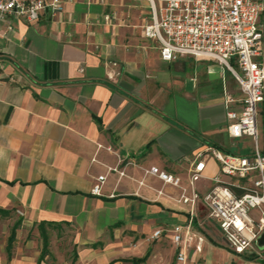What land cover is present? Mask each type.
Here are the masks:
<instances>
[{"label":"crops","instance_id":"0c3cea01","mask_svg":"<svg viewBox=\"0 0 264 264\" xmlns=\"http://www.w3.org/2000/svg\"><path fill=\"white\" fill-rule=\"evenodd\" d=\"M61 1L58 14L46 9L36 22L11 17V30L2 25L0 211L19 214L24 227L73 228L76 264H178L176 228L190 238L186 264L216 261L223 249L209 246L197 229L206 216L201 201L191 209L177 201L178 188L144 171L157 167L187 187L189 165L206 148L246 153L249 140L226 133L225 101L235 108L241 97L235 80L212 60L161 61L157 42L138 37L146 23L135 4L141 0ZM262 51L264 59V40ZM258 131L264 152V103ZM104 174L101 196H92ZM218 174L207 159L199 196ZM160 229L165 234L148 242ZM15 233L6 249L0 244V264H45L46 238L44 250L32 253L33 241ZM224 252L244 264L260 259L227 246Z\"/></svg>","mask_w":264,"mask_h":264},{"label":"built area","instance_id":"2783aa9c","mask_svg":"<svg viewBox=\"0 0 264 264\" xmlns=\"http://www.w3.org/2000/svg\"><path fill=\"white\" fill-rule=\"evenodd\" d=\"M147 1L149 22L142 27V34L157 42L161 61L170 63L182 57L207 59L231 74L241 97L235 108L231 106V98L225 101L226 133L234 141L248 139L249 150L225 153L206 148L189 165L187 187L179 177L157 167H150L144 174L178 188L177 201L191 209L201 201L207 219L217 227L222 243L233 253L264 258V250L255 246L264 233V152L258 131V109L264 103V25L259 23L264 0ZM62 4L61 0H0V37L2 25L4 30H11L9 18L36 22L46 9L52 15L60 13ZM207 159L218 164L219 174L210 180L212 187L199 196L196 184L204 178ZM113 172L125 176L117 168H108L107 173ZM106 177L104 174L95 178L90 190L92 196H101ZM160 234L157 230L152 238ZM172 239L176 262L186 264L184 249L190 238L183 240L176 228Z\"/></svg>","mask_w":264,"mask_h":264},{"label":"rangeland","instance_id":"374dc122","mask_svg":"<svg viewBox=\"0 0 264 264\" xmlns=\"http://www.w3.org/2000/svg\"><path fill=\"white\" fill-rule=\"evenodd\" d=\"M131 0H126V5H129ZM140 9L145 10L142 18H146V23L141 22L138 26V37H142V27L143 25L149 22V14L145 5L147 4L145 0H141L138 3H135ZM142 4V6H140ZM131 5V4H130ZM144 6V7H143ZM145 8V9H144ZM139 19V21H141ZM153 46L157 48V44L153 43ZM200 223L202 227H198L197 229L201 232L202 236L206 240L209 246H215L222 250V255L219 256L216 261H212L208 256L203 257V259L196 264H244L241 262L243 258L235 259L231 257L228 253L224 252L225 246L223 245L221 238L219 236V231L217 227L210 222L209 219L205 215H202L200 218ZM16 225V233L20 235L21 241H23L26 237V240L33 241L31 245L33 247L30 248L32 253H38L43 251V237L46 238L47 246L45 248V252L47 253V259H45V264H76L77 263V254H78V246L75 245V230L71 227H63V226H33V227H24L22 218L19 214L14 213L13 215L3 216L0 215V244L4 246L8 245V236L11 232L13 226ZM217 232H215V231ZM162 234L164 235L165 230L160 229ZM148 242L154 243L157 239H153L149 237L147 239ZM16 242V241H15ZM12 244L11 250H15L16 243ZM21 244V243H20ZM26 244V242H24ZM133 247V245H132ZM262 260V261H261ZM44 261V260H43ZM258 264H264V258H260L257 260Z\"/></svg>","mask_w":264,"mask_h":264},{"label":"water","instance_id":"95a60500","mask_svg":"<svg viewBox=\"0 0 264 264\" xmlns=\"http://www.w3.org/2000/svg\"><path fill=\"white\" fill-rule=\"evenodd\" d=\"M255 246L260 250H264V233L256 240ZM262 261V260H261Z\"/></svg>","mask_w":264,"mask_h":264},{"label":"trees","instance_id":"16d2710c","mask_svg":"<svg viewBox=\"0 0 264 264\" xmlns=\"http://www.w3.org/2000/svg\"><path fill=\"white\" fill-rule=\"evenodd\" d=\"M0 213H1L3 216H5L7 212L0 211ZM14 229H16V225L13 227V229H12V231H11L10 238H9L10 241H11V239H13Z\"/></svg>","mask_w":264,"mask_h":264}]
</instances>
